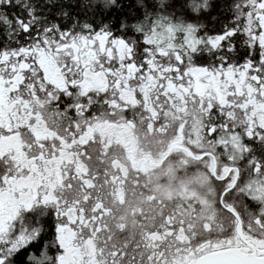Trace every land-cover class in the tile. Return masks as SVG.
I'll list each match as a JSON object with an SVG mask.
<instances>
[{
	"label": "snow or ice",
	"instance_id": "obj_1",
	"mask_svg": "<svg viewBox=\"0 0 264 264\" xmlns=\"http://www.w3.org/2000/svg\"><path fill=\"white\" fill-rule=\"evenodd\" d=\"M0 264H264V0H0Z\"/></svg>",
	"mask_w": 264,
	"mask_h": 264
},
{
	"label": "trees",
	"instance_id": "obj_2",
	"mask_svg": "<svg viewBox=\"0 0 264 264\" xmlns=\"http://www.w3.org/2000/svg\"><path fill=\"white\" fill-rule=\"evenodd\" d=\"M225 18H227V17H225Z\"/></svg>",
	"mask_w": 264,
	"mask_h": 264
}]
</instances>
